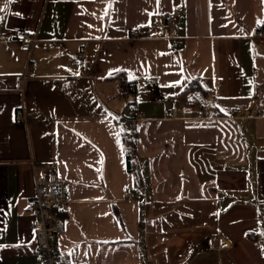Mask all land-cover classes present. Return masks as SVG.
Segmentation results:
<instances>
[{
	"label": "crops",
	"instance_id": "obj_1",
	"mask_svg": "<svg viewBox=\"0 0 264 264\" xmlns=\"http://www.w3.org/2000/svg\"><path fill=\"white\" fill-rule=\"evenodd\" d=\"M0 9V264H42L27 203L33 165L48 162L70 187L57 249L74 264H264V44L254 35L264 0H0ZM18 29L41 42L22 90ZM119 73L139 97L134 124L113 111ZM123 133L136 141L139 182ZM217 235L232 247L205 251Z\"/></svg>",
	"mask_w": 264,
	"mask_h": 264
},
{
	"label": "built area",
	"instance_id": "obj_2",
	"mask_svg": "<svg viewBox=\"0 0 264 264\" xmlns=\"http://www.w3.org/2000/svg\"><path fill=\"white\" fill-rule=\"evenodd\" d=\"M182 6H176L167 16L165 21L166 29L171 31L177 26ZM134 37L139 35V30H132ZM255 39L259 44H264V24L257 27L255 31ZM15 41L19 44L21 50L28 55V61L25 72L18 78V86L23 89L26 80L35 77L36 64L31 59V54L34 50L40 47L41 42L37 39L36 35L30 34L25 30L18 29L14 34ZM173 45L178 48L181 45V41L177 38L174 39ZM85 57V53H83ZM80 69L83 73H86L87 69L82 64ZM123 79L119 80V93L113 97L114 102L118 105L122 104L125 100L132 98L134 93L124 94L121 90ZM133 89V88H132ZM171 97L158 96L155 97V101L158 103H164L171 101ZM206 108V105H203ZM114 113L117 117L125 118L127 113L132 124L141 120L142 114L138 113L133 102H129L126 108L120 105V109L114 108ZM236 112L243 111L241 106L235 108ZM263 114V113H261ZM17 120L25 123L26 118L22 109L17 110ZM57 162L45 163L42 167V172L38 170V167L33 165L34 172V184L35 195L29 199L27 203V211L34 217L35 225V237L36 243L39 249V254L42 264H74L70 258L62 257L57 249V237L58 234L63 231V228L58 224L59 214L65 212L70 203L69 184L58 175ZM123 191L128 195V188L125 187ZM232 247V244L228 238L222 235L208 237L206 240L205 251H224Z\"/></svg>",
	"mask_w": 264,
	"mask_h": 264
},
{
	"label": "trees",
	"instance_id": "obj_3",
	"mask_svg": "<svg viewBox=\"0 0 264 264\" xmlns=\"http://www.w3.org/2000/svg\"><path fill=\"white\" fill-rule=\"evenodd\" d=\"M121 77L123 76L121 73H119L118 75L110 79L112 80L121 79ZM122 79L124 80L122 83V87H121V90L123 91V93L124 94L135 93L134 83L126 80V78H122ZM123 142H124V147H125V152H126L128 170L135 175L137 182H139L140 177L136 169V161H135L136 153H137L136 141L132 134L123 133Z\"/></svg>",
	"mask_w": 264,
	"mask_h": 264
},
{
	"label": "snow or ice",
	"instance_id": "obj_4",
	"mask_svg": "<svg viewBox=\"0 0 264 264\" xmlns=\"http://www.w3.org/2000/svg\"><path fill=\"white\" fill-rule=\"evenodd\" d=\"M12 0H5V7H7V4L11 3ZM3 9H0V11H2ZM3 18L0 17V20H2ZM260 23H264V22H260ZM113 71H125L124 69H117V70H113ZM131 75V74H130ZM177 85H180V86H183V83L181 81H177V82H174L173 86H177ZM261 235H264V232H261L260 233Z\"/></svg>",
	"mask_w": 264,
	"mask_h": 264
},
{
	"label": "rangeland",
	"instance_id": "obj_5",
	"mask_svg": "<svg viewBox=\"0 0 264 264\" xmlns=\"http://www.w3.org/2000/svg\"><path fill=\"white\" fill-rule=\"evenodd\" d=\"M115 93L118 94L119 92L116 91ZM137 100H139V97H136V94H133L131 99L125 100L122 104L120 103V105L123 106V108H126L129 104V102H131V103L133 102V104H134V103H136Z\"/></svg>",
	"mask_w": 264,
	"mask_h": 264
}]
</instances>
